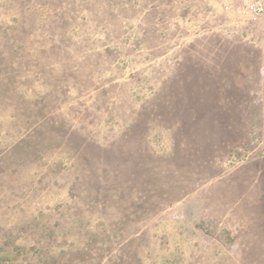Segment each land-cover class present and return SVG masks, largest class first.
I'll use <instances>...</instances> for the list:
<instances>
[{
    "label": "rangeland",
    "instance_id": "1",
    "mask_svg": "<svg viewBox=\"0 0 264 264\" xmlns=\"http://www.w3.org/2000/svg\"><path fill=\"white\" fill-rule=\"evenodd\" d=\"M39 1L0 0V32L13 26L15 34L20 32L22 20L34 22L37 13L30 6ZM78 2L82 10L76 13L77 26L64 28L70 29L69 34H74L79 43L68 44L67 48L99 50L104 45L110 49L112 65L95 77L110 90L109 106L106 109L105 92L97 94L95 88L81 92L72 86L69 102L61 112L78 122L85 107H91L92 113L85 120H89L98 140L107 142L143 108V133L151 149L142 151L144 161L137 164L131 159L127 170L122 166L123 175L116 182L120 187L124 184L128 215L121 224L114 220L108 243L127 245L141 264H264V208L260 200L252 202L246 193L249 190L237 180L241 173L251 170L244 168L254 161L253 168L264 172V145L258 149L260 157L256 154L243 164L227 163L232 148L251 144L252 135L263 130V108L247 102L242 104V114L222 121L213 117L212 110L189 108L195 95L202 98L194 91L197 84L224 69L233 73L242 66L249 71L250 80L260 79L257 90L262 91L264 19L246 28L249 36H229L217 26L221 21L207 18L203 0ZM214 26L218 29L213 31ZM34 27L20 34L27 40ZM85 35L91 38L90 43L83 41ZM2 46L7 44L0 43ZM170 83L175 86L172 109L162 100ZM34 88L43 90L39 82ZM28 119L17 117L13 106L0 96V149L15 145L25 135L26 141L34 139L35 134L27 131ZM133 134L138 136L142 131L137 129ZM62 158L58 154L54 160ZM33 165L20 171L38 186L41 169ZM111 165L112 170L118 167ZM263 178L260 175V185ZM38 189L37 200L31 198L23 204L27 212L67 200L66 193L47 194ZM115 189L109 194L113 200L120 192ZM19 193L16 181H12L1 196L9 208L8 213L0 209V222L14 219L21 210ZM113 213L116 219L115 208ZM85 231L80 228L76 236L66 233L62 240L66 243L76 238L80 244L85 241ZM34 239L29 235L18 242L32 244ZM97 251L93 243L85 259L87 264L95 263ZM64 259L63 264H69L67 255Z\"/></svg>",
    "mask_w": 264,
    "mask_h": 264
},
{
    "label": "trees",
    "instance_id": "2",
    "mask_svg": "<svg viewBox=\"0 0 264 264\" xmlns=\"http://www.w3.org/2000/svg\"><path fill=\"white\" fill-rule=\"evenodd\" d=\"M78 1L40 0L38 4H32L30 7L37 13L36 19L34 22L26 19L20 22V32L35 26L32 28L33 35L27 40L20 32L13 34V26L0 32V43L7 44L0 47V96L13 106L17 117L29 118L27 131L30 129L31 134H35L32 141H26L25 135L15 145L0 149V209L8 213L9 204L2 203L1 196L12 181H16V187L20 189L18 200L21 206L14 219L0 222V264H63L66 255L69 264H87L85 259L93 243L97 245L99 254L92 264H141V259L136 253H131L127 245L108 242L114 220L115 224H121L128 215L123 199L124 184L121 188L116 180L123 175V167L127 170L131 159L138 164L144 161L141 159L144 157L142 151H151L143 133V108L117 136H111L107 142L98 140L89 127V120H85L92 113L91 107H85L78 122L61 112L69 102L72 86L81 92L94 88L98 89L97 94L105 92L106 109L109 106L110 90L106 83L101 86L95 77L112 65L110 49L104 45L99 50L67 48L68 44L79 43L74 34H69L70 29L77 26L79 15L76 13L82 10ZM108 1L105 0L106 4ZM66 26L70 29L64 28ZM82 39L87 43L91 41L86 35ZM241 64L243 62H239ZM249 75V71L242 66L233 73L227 69L212 73L207 80L197 84L194 91L202 98L195 95L193 106L189 108L212 110L213 117L221 121L234 114H242L241 109L247 102L262 106L264 111V87L262 91L257 90L260 79L250 80ZM35 82H39L43 90L37 92ZM165 88L168 91H165L162 100L167 105L169 103L172 109L170 102L174 99L175 86L170 83ZM188 94L184 92L183 95L190 99ZM137 129L142 134L134 136ZM256 133L252 135L251 144L232 148L228 157L243 149L251 152L250 158L243 163L254 158L264 145V128ZM58 154L64 158L54 160ZM256 163L248 164L244 169L251 170L241 173V178L237 180L242 181L244 190H249L246 193L250 194L252 202L260 200L264 208V172L253 168ZM111 164L118 166L117 169L112 170ZM32 165L41 169L38 186L29 182L20 171ZM260 175L262 185L258 182ZM255 177H258L256 182ZM114 187L120 190L116 200L111 196L109 198ZM38 188L46 190L47 194L66 193L67 200L65 203L59 200L55 206L34 207L32 212H27L23 204L31 198L36 199ZM87 214L91 217L87 218ZM80 228L86 230L85 241L81 240L78 244L76 238L66 243L62 240L66 233L78 235ZM29 235L35 238L32 244L18 242Z\"/></svg>",
    "mask_w": 264,
    "mask_h": 264
},
{
    "label": "built area",
    "instance_id": "3",
    "mask_svg": "<svg viewBox=\"0 0 264 264\" xmlns=\"http://www.w3.org/2000/svg\"><path fill=\"white\" fill-rule=\"evenodd\" d=\"M208 8L207 18L219 20L217 25L229 36H249L246 28L257 20L264 19V0H203ZM214 26L213 31L218 29ZM251 152L239 149L227 159V163L240 164L250 158Z\"/></svg>",
    "mask_w": 264,
    "mask_h": 264
},
{
    "label": "crops",
    "instance_id": "4",
    "mask_svg": "<svg viewBox=\"0 0 264 264\" xmlns=\"http://www.w3.org/2000/svg\"><path fill=\"white\" fill-rule=\"evenodd\" d=\"M228 177H229V176H228ZM257 178H258V177H255V182L257 181ZM250 187H251L250 189H252V188H253V186H252V185H251Z\"/></svg>",
    "mask_w": 264,
    "mask_h": 264
}]
</instances>
